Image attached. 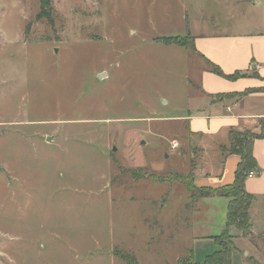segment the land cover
<instances>
[{
    "label": "rangeland",
    "instance_id": "obj_1",
    "mask_svg": "<svg viewBox=\"0 0 264 264\" xmlns=\"http://www.w3.org/2000/svg\"><path fill=\"white\" fill-rule=\"evenodd\" d=\"M195 3L207 15L211 0H52L50 24L35 20L40 0H0V264H126L116 252L176 264L192 251L206 264L221 249L228 202L184 208L174 178L191 175L190 146L165 120L197 88L192 52L160 39L185 36ZM228 232L234 264H264L263 230Z\"/></svg>",
    "mask_w": 264,
    "mask_h": 264
},
{
    "label": "crops",
    "instance_id": "obj_2",
    "mask_svg": "<svg viewBox=\"0 0 264 264\" xmlns=\"http://www.w3.org/2000/svg\"><path fill=\"white\" fill-rule=\"evenodd\" d=\"M192 6L194 13L188 18L189 23L185 19V35L194 37L196 53L193 52L191 58L195 63L193 68L185 67L184 78L197 91L194 98L188 97L183 114L165 120L177 122L181 135L186 137L190 146L189 173L193 175V187L221 189L233 183L241 161L239 156H226L220 150L229 145V131L260 134L261 122H264V0H211L206 6L208 13L203 16L201 6L197 3ZM178 52L186 61L190 57L186 48ZM206 62L219 67L226 75L241 72L248 76L236 81L222 79L207 67ZM245 91L250 92L238 96ZM227 94L236 97H226ZM252 154L256 161V176L247 178L244 186L253 197L249 209L252 230L264 231V136L255 140ZM165 185L171 186L169 182ZM186 198L190 206L185 204L184 208H191L192 215L211 207L215 199L227 201L213 196L194 203L189 192ZM164 208L159 205V212ZM159 236L168 240L162 230L157 238ZM172 237L176 241L181 239L176 235ZM155 239L156 236L153 241ZM185 245L190 247V244ZM181 258L177 257L176 263Z\"/></svg>",
    "mask_w": 264,
    "mask_h": 264
},
{
    "label": "trees",
    "instance_id": "obj_3",
    "mask_svg": "<svg viewBox=\"0 0 264 264\" xmlns=\"http://www.w3.org/2000/svg\"><path fill=\"white\" fill-rule=\"evenodd\" d=\"M39 13L37 14L35 20L41 21V19H45L50 24L53 23V10H52V0H40V8ZM162 43L165 45H173L179 46L181 48H186L190 52H194V37H191L189 34L184 37H163L160 39ZM207 67L222 79L236 81L239 78H246L248 75L246 73H235L232 75L224 74L219 67L211 64L210 62H206ZM250 91H245L240 93V96H245ZM226 97H236L231 94L225 95ZM262 129L260 134H255L251 131H229L228 135V146H222L220 148L221 152L224 155H236L239 156L241 161L238 164L235 170V179L232 184L227 185L225 188L221 189H200L193 187V175H189L187 177L179 176L175 177L174 181L179 184H183L186 190L190 194V198L192 202H197L201 198L208 197H223L226 198L228 203L227 209V222L223 233L219 236H215L213 241L217 245L220 246V250L215 252L213 256L208 257L205 261L206 264H233L231 257V248L232 245L229 243H224L222 238L228 236L229 229L233 228L241 233V237L244 239L248 237L252 232V225L250 223L249 217V209L252 204L253 197L246 192L245 189V181L247 178L251 176L252 173H255L254 170L256 168V161L252 154L253 143L256 139L264 136V122H261ZM190 179V181L188 180ZM115 257L126 264H138L134 255L128 252H116ZM176 264H197L193 260V251L191 252V256L181 258L177 261Z\"/></svg>",
    "mask_w": 264,
    "mask_h": 264
},
{
    "label": "built area",
    "instance_id": "obj_4",
    "mask_svg": "<svg viewBox=\"0 0 264 264\" xmlns=\"http://www.w3.org/2000/svg\"><path fill=\"white\" fill-rule=\"evenodd\" d=\"M178 148H179V143L173 142L172 149L176 150ZM254 176H256V173H252L250 177H254Z\"/></svg>",
    "mask_w": 264,
    "mask_h": 264
},
{
    "label": "water",
    "instance_id": "obj_5",
    "mask_svg": "<svg viewBox=\"0 0 264 264\" xmlns=\"http://www.w3.org/2000/svg\"><path fill=\"white\" fill-rule=\"evenodd\" d=\"M102 77H103V76H102V75H100V78H101V79H102ZM114 150H116V149L114 148Z\"/></svg>",
    "mask_w": 264,
    "mask_h": 264
}]
</instances>
